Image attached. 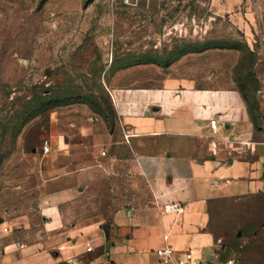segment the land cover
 <instances>
[{
    "label": "rangeland",
    "instance_id": "1",
    "mask_svg": "<svg viewBox=\"0 0 264 264\" xmlns=\"http://www.w3.org/2000/svg\"><path fill=\"white\" fill-rule=\"evenodd\" d=\"M177 62L209 88L242 91L256 121L237 156H264V0H0L6 242H31L53 211L70 227L149 204L127 162L142 147L127 143L110 90L119 74L152 86ZM207 213L202 233L220 261L264 264V193L215 198Z\"/></svg>",
    "mask_w": 264,
    "mask_h": 264
},
{
    "label": "crops",
    "instance_id": "2",
    "mask_svg": "<svg viewBox=\"0 0 264 264\" xmlns=\"http://www.w3.org/2000/svg\"><path fill=\"white\" fill-rule=\"evenodd\" d=\"M181 64L149 87L137 86L134 78L123 81L119 74L110 90L127 143L142 147L127 162L147 184L149 204L122 203L106 218L83 219L70 227L53 211L28 243L6 242L8 233L0 225L2 264H180L188 253L222 262L211 237L202 233L209 201L264 193V156L253 161L237 156L253 130L243 95L209 88L200 76L179 72ZM212 121L218 123L216 130ZM94 177L88 172L80 180ZM66 194L71 196V190ZM174 203L183 205L181 214L165 211ZM168 247L175 253L172 261L157 255Z\"/></svg>",
    "mask_w": 264,
    "mask_h": 264
},
{
    "label": "built area",
    "instance_id": "3",
    "mask_svg": "<svg viewBox=\"0 0 264 264\" xmlns=\"http://www.w3.org/2000/svg\"><path fill=\"white\" fill-rule=\"evenodd\" d=\"M138 1H140V0H124L125 4H127L129 6L134 5ZM217 126H218V123L216 121L211 122V129L212 130H216ZM44 151L46 153H48L50 151V146L48 143H46V145L44 147ZM164 208L168 214H181L184 210L183 205L180 203L168 204V205H165ZM92 250H93L92 246H89L87 248L88 252H91ZM174 254H175L174 250L170 247L157 251V255L160 258L164 259L165 261H172L174 258ZM180 264H212V263L207 262V261H201V260L194 259L192 257V254L188 253L186 255V260L184 262H180ZM213 264H234V263L231 260H227V261H222V262L213 263Z\"/></svg>",
    "mask_w": 264,
    "mask_h": 264
},
{
    "label": "trees",
    "instance_id": "4",
    "mask_svg": "<svg viewBox=\"0 0 264 264\" xmlns=\"http://www.w3.org/2000/svg\"><path fill=\"white\" fill-rule=\"evenodd\" d=\"M169 67V66H168ZM241 94L243 95V98H244V100L246 101V103H247V105L249 106V102H248V100H247V98L245 97V95L242 93V91H241ZM250 110V109H249ZM251 113V112H250ZM251 118H252V122H253V125H255V118L253 117V115H251Z\"/></svg>",
    "mask_w": 264,
    "mask_h": 264
},
{
    "label": "water",
    "instance_id": "5",
    "mask_svg": "<svg viewBox=\"0 0 264 264\" xmlns=\"http://www.w3.org/2000/svg\"><path fill=\"white\" fill-rule=\"evenodd\" d=\"M1 222H2V220L0 219V223H1ZM105 229L108 230V227L106 226Z\"/></svg>",
    "mask_w": 264,
    "mask_h": 264
}]
</instances>
